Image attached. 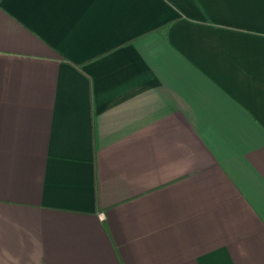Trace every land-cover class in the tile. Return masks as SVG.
Returning a JSON list of instances; mask_svg holds the SVG:
<instances>
[{"label":"crops","instance_id":"crops-1","mask_svg":"<svg viewBox=\"0 0 264 264\" xmlns=\"http://www.w3.org/2000/svg\"><path fill=\"white\" fill-rule=\"evenodd\" d=\"M0 264H264V0H0Z\"/></svg>","mask_w":264,"mask_h":264}]
</instances>
